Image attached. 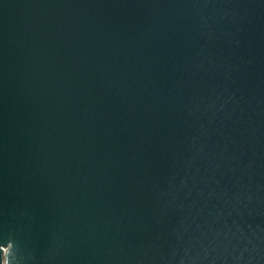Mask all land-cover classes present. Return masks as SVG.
Instances as JSON below:
<instances>
[{"label": "water", "instance_id": "water-1", "mask_svg": "<svg viewBox=\"0 0 264 264\" xmlns=\"http://www.w3.org/2000/svg\"><path fill=\"white\" fill-rule=\"evenodd\" d=\"M0 264H264V0H0Z\"/></svg>", "mask_w": 264, "mask_h": 264}]
</instances>
